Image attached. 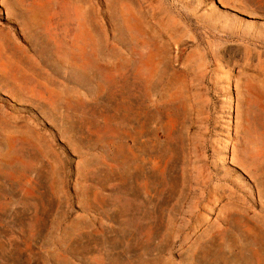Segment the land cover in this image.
<instances>
[{
	"label": "rangeland",
	"instance_id": "1",
	"mask_svg": "<svg viewBox=\"0 0 264 264\" xmlns=\"http://www.w3.org/2000/svg\"><path fill=\"white\" fill-rule=\"evenodd\" d=\"M0 264H264V0H0Z\"/></svg>",
	"mask_w": 264,
	"mask_h": 264
}]
</instances>
